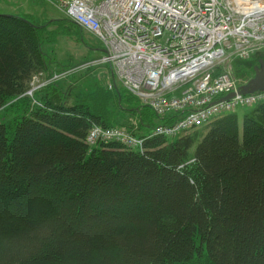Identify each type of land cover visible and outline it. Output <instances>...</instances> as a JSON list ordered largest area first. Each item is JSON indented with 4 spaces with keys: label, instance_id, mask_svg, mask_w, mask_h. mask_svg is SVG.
Returning <instances> with one entry per match:
<instances>
[{
    "label": "trees",
    "instance_id": "1",
    "mask_svg": "<svg viewBox=\"0 0 264 264\" xmlns=\"http://www.w3.org/2000/svg\"><path fill=\"white\" fill-rule=\"evenodd\" d=\"M13 15L0 14V264H264V99L140 134L141 149L89 144L120 92L86 88L94 65L61 76L89 59L48 66L44 45L74 22Z\"/></svg>",
    "mask_w": 264,
    "mask_h": 264
},
{
    "label": "built area",
    "instance_id": "2",
    "mask_svg": "<svg viewBox=\"0 0 264 264\" xmlns=\"http://www.w3.org/2000/svg\"><path fill=\"white\" fill-rule=\"evenodd\" d=\"M46 1L102 43L103 54L85 65L107 66L108 88L118 81L156 115L172 116L150 135L172 137L264 99V90L237 93L231 72L216 71L264 47V0ZM40 75L33 76L28 93L44 83ZM86 140L141 149L143 137L93 125Z\"/></svg>",
    "mask_w": 264,
    "mask_h": 264
},
{
    "label": "rangeland",
    "instance_id": "3",
    "mask_svg": "<svg viewBox=\"0 0 264 264\" xmlns=\"http://www.w3.org/2000/svg\"><path fill=\"white\" fill-rule=\"evenodd\" d=\"M0 14L24 15L29 19L39 23L48 22L52 18H65L64 13L60 9L48 3L46 0H0ZM61 22L62 21L59 22V26H61ZM68 24L69 23L65 22V25ZM58 25H49L48 29L54 30L58 27ZM66 30V33L68 34H65L63 30L64 34H56L53 43L44 45L47 55V63L50 68L53 70H57L58 68H68L87 59L93 61L102 55V52L97 50L98 48L102 47V43L94 35L86 32L85 30H83L81 33H78V26L76 24L72 25V27H67ZM259 59H264V47L258 48L252 56L245 59H240V66H234V60H230L229 62L218 66L216 71L229 70V72H231L233 75L236 84L239 86L252 77L254 67L258 66L259 64ZM85 67L86 65L83 64L81 67L75 65V67L64 71L61 76L67 75L69 71L76 72ZM95 69H98L101 72L99 73V76L92 75L90 79H86L84 82L89 81V83H93L95 80L97 85L103 84L105 88L103 91H107V94L114 96V91H119L121 94V101L119 105L114 102V99L111 102H106L105 104L106 107L104 109L103 116L109 124L106 125V127L123 128L126 131L132 134L134 133V135L138 136L140 134L150 133L153 129V126L160 124L162 120L158 118L152 108H150L148 105H144L137 97L127 92L120 82L115 81L113 91L112 89L108 88V77L110 74H108L107 66L99 65ZM76 74H80V72H77ZM53 77L57 76H52V78ZM96 77H98V80ZM73 79L75 81L77 77H73ZM39 80L44 81L42 76ZM72 81V79H67L65 87L71 86ZM89 83L86 86L88 89H90L91 85V83ZM92 87L93 85L91 88ZM136 108L139 109L136 110ZM235 110L241 117L242 114L247 110V106L240 105L236 107ZM4 118L5 113L0 111V122H2ZM145 126L147 127L145 128Z\"/></svg>",
    "mask_w": 264,
    "mask_h": 264
},
{
    "label": "water",
    "instance_id": "4",
    "mask_svg": "<svg viewBox=\"0 0 264 264\" xmlns=\"http://www.w3.org/2000/svg\"><path fill=\"white\" fill-rule=\"evenodd\" d=\"M14 16L13 14H4ZM26 22L29 20L20 17ZM258 66L254 67L253 75L245 83L238 86L237 93L248 94L259 90H264V59L258 60ZM234 95V92L223 96L221 99H227Z\"/></svg>",
    "mask_w": 264,
    "mask_h": 264
},
{
    "label": "crops",
    "instance_id": "5",
    "mask_svg": "<svg viewBox=\"0 0 264 264\" xmlns=\"http://www.w3.org/2000/svg\"><path fill=\"white\" fill-rule=\"evenodd\" d=\"M49 3V2H48ZM98 51H101L102 52V54H103V52H104V48H103V46L101 47V48H98L97 49ZM147 126H145V128H146ZM150 130V129H149ZM149 130H147V131H149Z\"/></svg>",
    "mask_w": 264,
    "mask_h": 264
},
{
    "label": "bare ground",
    "instance_id": "6",
    "mask_svg": "<svg viewBox=\"0 0 264 264\" xmlns=\"http://www.w3.org/2000/svg\"><path fill=\"white\" fill-rule=\"evenodd\" d=\"M76 24V23H75ZM256 92V91H255ZM252 104V103H251ZM250 105V104H249Z\"/></svg>",
    "mask_w": 264,
    "mask_h": 264
}]
</instances>
